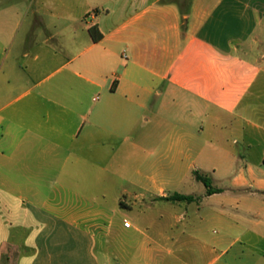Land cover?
Instances as JSON below:
<instances>
[{
	"label": "crops",
	"instance_id": "1",
	"mask_svg": "<svg viewBox=\"0 0 264 264\" xmlns=\"http://www.w3.org/2000/svg\"><path fill=\"white\" fill-rule=\"evenodd\" d=\"M186 152L216 193L176 191ZM105 182L130 213L126 182L196 216L117 217ZM212 222L251 254H214ZM261 245L264 0H0V264H231Z\"/></svg>",
	"mask_w": 264,
	"mask_h": 264
},
{
	"label": "rangeland",
	"instance_id": "2",
	"mask_svg": "<svg viewBox=\"0 0 264 264\" xmlns=\"http://www.w3.org/2000/svg\"><path fill=\"white\" fill-rule=\"evenodd\" d=\"M184 117H185V114H183V118ZM186 155L187 156H186V158L183 159L181 166H180V169H179V172H181V174H182L183 180L181 182H175L176 191L178 193H182V194L200 195V193L203 192L206 188L204 186V183L197 180L196 176L201 175V176L207 177V172H206L207 170H206V166L204 164V160L202 159V157L201 158L199 157L197 160L194 158H190L188 156V152H186ZM157 157L156 156L150 157V163H151L150 168H151V170L154 167H156V165H154V164L157 163V160H158ZM152 163H154V164H152ZM208 183L212 189H215L214 188L215 183L211 179H209ZM125 185L129 191V193H128L129 195L124 196V198H123L124 201H127L131 206L137 201V203L133 206L134 212H132V213H130L128 210H126L125 208L118 205V203L116 204V202L114 200L113 195L118 190L119 186H117L116 184H110V182H105V183H103V186H102V188H103L102 192L106 196L104 201H105V203H107V204H105V205L103 204V205H104V207H106L109 210L117 209L118 210L117 217H121L124 214H128L130 219H132L133 221H137L138 223H141V222H143V220L144 221L147 220V218L149 216L152 219L156 220L157 216L159 215V212L161 210H163L164 208L170 209L171 211H173L174 213H176L178 215H180L181 213H184V211L187 210L188 215H187V221L186 220L184 221L185 223L190 222V220L196 216L195 212H197V205L189 206V204L186 202H180V203L157 202L153 205L154 209H152L150 211L145 207V204L151 203L150 198L148 197L143 201H142V199L136 200L131 194L135 193L137 191V188L136 187H130L127 182ZM78 191L81 192L80 187L77 186V184H76L75 186H73L71 188L70 192L75 193ZM88 193H91V195H92V191L88 192ZM96 198L97 197H95V196H91V198L89 197L88 199H91L92 201H94V199H95L96 204H99L102 202V198H100V197H99L100 199H96ZM64 199L66 201H68L69 204H76L77 205L78 203H81V198H79L75 195H68V196L64 197ZM208 232H209V235L214 238L213 240L210 241L209 246L214 249V254H216V255L223 253L225 250H227L229 256H234V255H238L241 253H245L247 255H250L252 252L250 246H245V245H242L239 243L232 244V242H230V244H223L222 245L217 240V238L222 234V229L220 228V226H218L214 222H212L208 225ZM187 247H189V249H190L189 245ZM257 252L261 256H263L262 259L258 262L255 261L253 258L248 257V258H246L245 261H242V262L231 261V264H264V245L257 246Z\"/></svg>",
	"mask_w": 264,
	"mask_h": 264
},
{
	"label": "trees",
	"instance_id": "3",
	"mask_svg": "<svg viewBox=\"0 0 264 264\" xmlns=\"http://www.w3.org/2000/svg\"><path fill=\"white\" fill-rule=\"evenodd\" d=\"M89 34L93 40V42H98L102 39V34L100 33L99 29H98V26H93L89 29ZM197 180L204 183V185L207 187L208 189V194H213V193H216L217 190L215 189H212L208 183L209 179L205 176H201V175H197L196 176ZM194 197L192 196H186V195H181V194H174L168 198H166L167 201H170V202H187V203H190V202H193L194 201Z\"/></svg>",
	"mask_w": 264,
	"mask_h": 264
},
{
	"label": "built area",
	"instance_id": "4",
	"mask_svg": "<svg viewBox=\"0 0 264 264\" xmlns=\"http://www.w3.org/2000/svg\"><path fill=\"white\" fill-rule=\"evenodd\" d=\"M124 226H125L126 228H129V227L131 226V223H130L129 221L125 220V221H124Z\"/></svg>",
	"mask_w": 264,
	"mask_h": 264
}]
</instances>
